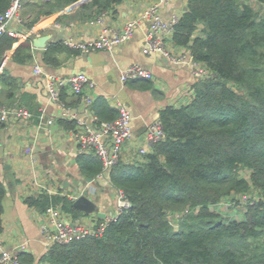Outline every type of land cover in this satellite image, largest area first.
<instances>
[{
  "label": "trees",
  "instance_id": "1",
  "mask_svg": "<svg viewBox=\"0 0 264 264\" xmlns=\"http://www.w3.org/2000/svg\"><path fill=\"white\" fill-rule=\"evenodd\" d=\"M77 1H27L22 25L31 30L42 16ZM123 1L91 0L59 19L92 20L115 11ZM251 1H188L173 41L189 49L209 75L194 84L187 104L160 112L165 137L143 160H121L110 170L111 184L131 207L112 220L102 236L55 244L40 262L264 264V9H256ZM255 1L264 6V0ZM10 4L11 0H0V16ZM18 40L9 34L0 36V63ZM79 52L62 41L52 42L42 51L43 66L59 67L65 62L63 55ZM34 59L30 36L14 51L12 61L27 65ZM21 87V80L4 68L0 107L16 102ZM67 94H62L64 101ZM20 101L18 105L28 106L38 122V104L28 93H22ZM93 109L101 120L119 117V110L104 97L95 99ZM59 123L68 129L75 126L65 119ZM77 161L86 178H97L103 171V162L92 153L79 154ZM243 171L250 176H243ZM251 193L257 194V201L244 206L242 219L224 217L213 209L225 201L242 205L240 197ZM6 194L0 180V234ZM26 202L44 213L56 205L75 220L87 216L67 195L42 193L27 197ZM171 215L180 216L178 228ZM18 256L25 264H36L31 253Z\"/></svg>",
  "mask_w": 264,
  "mask_h": 264
},
{
  "label": "crops",
  "instance_id": "2",
  "mask_svg": "<svg viewBox=\"0 0 264 264\" xmlns=\"http://www.w3.org/2000/svg\"><path fill=\"white\" fill-rule=\"evenodd\" d=\"M188 1L172 0L162 4L160 9L162 17L169 21L175 14L182 16L188 8ZM153 2L124 0L115 11L99 15L103 16L102 25L94 23L99 16L87 21L78 18L59 19L65 14H74L81 7L63 13L74 3L55 14L42 16L31 30H26L22 24L15 21L11 23V30L18 34L13 37L19 40L12 50L6 52L0 63V74L4 68H8L21 80L22 87L16 102L5 105L19 106L21 94L28 93L32 101L38 104L40 111L38 122L35 118L37 115L32 113L33 118L28 122L10 120L1 123L3 127L0 128V180L5 183L7 189L4 200V230L1 236L6 248L11 252L31 253L36 258V264H48L40 262L51 248L41 231L42 223L46 220L45 214L26 202L27 197L42 194L40 192L42 187H39L38 181L45 187L43 191L46 194L67 195L70 199L74 198V202L88 190L87 203L91 207L79 209L87 214L76 219L81 222L89 223L94 216L105 219L117 212L114 211V205L119 190L111 184L109 172L102 178H94L93 182H89L81 173L77 161V148L67 131L68 128L59 123L61 109L48 94L45 73L61 77L84 73L96 83L93 90L95 99L104 97L111 106L117 108L118 103H121L131 111L133 136L125 144L122 152V161L131 163L143 160L138 152L139 148L144 145V137L149 126L160 119V112L168 106L179 107L187 104L192 99L193 86L198 81L191 64H175L162 54L144 53L148 22H142L129 41L111 50H99L89 54L79 52L69 57L63 55L64 64L56 68L43 66L42 51L46 48H36L33 44L34 39L49 36L46 44L48 47L52 42H63L70 37L82 42L94 40L104 28H108L110 30L108 35H111L112 30L122 29L128 21L140 16ZM30 36L35 53L34 61L27 65L14 63L12 61L14 51ZM167 47L175 53L190 52L187 48L175 45L173 39L169 38ZM135 64L149 70L152 78L132 79L123 84L120 78L122 72ZM37 65L43 68L44 74L35 72ZM66 101L68 106L80 107L79 100L72 95L67 94ZM81 116L86 117L94 126L90 113L82 111ZM50 118L55 119L50 131L40 127V124H46ZM32 141L36 142V148L34 154L30 156L24 152V148ZM66 217L75 220L69 214Z\"/></svg>",
  "mask_w": 264,
  "mask_h": 264
},
{
  "label": "built area",
  "instance_id": "3",
  "mask_svg": "<svg viewBox=\"0 0 264 264\" xmlns=\"http://www.w3.org/2000/svg\"><path fill=\"white\" fill-rule=\"evenodd\" d=\"M30 0H11L9 8L0 16V36L9 34L17 36L18 34L11 30L12 22L22 24V11L25 2ZM172 0H157L146 8L140 16L134 17L128 21L122 29L112 30L111 35L108 28H104L98 38L89 41H75L72 37L67 38L63 43L81 53L89 54L99 50H111L119 44L129 41L136 28L142 22H148L149 28L144 39V53L147 55L159 53L165 56L169 61L175 64H191L194 68L198 81L209 75L208 69L201 62L196 60L191 51L175 53L167 47V39H173L176 26L180 22L181 16L175 14L169 21L165 20L160 12L161 5ZM94 23L103 24V16H99ZM59 25V24H58ZM35 72L44 74L41 66H35ZM121 81L127 84L132 79L152 78V73L139 64L131 65L121 74ZM47 91L50 98L60 106V119L73 121L74 128L67 131L74 142L77 153L94 154L103 162V171L97 178L104 177L110 172L113 166L122 160V152L125 144L132 138V114L123 104L118 103L119 117L114 121L101 120L95 113L93 105L95 96L93 90L96 83L93 79L84 73H77L70 77H61L55 74L45 73ZM197 81V82H198ZM66 91L79 100L80 107L68 106L67 101L62 99L63 92ZM82 108V110H81ZM90 113L94 126H92L86 117L81 116V112ZM33 118V114L24 106L0 107V123L10 120L28 122ZM55 119L50 118L46 124L41 125L44 130L50 131ZM165 137V127L162 119L152 123L144 137V145L139 148V154L144 158L150 153L154 146ZM36 142L32 141L24 148V152L32 156L35 152ZM38 180V177L36 178ZM35 180V182H36ZM41 193H45L43 190ZM72 200L75 201L74 198ZM243 206L254 204L257 201V194H245L240 197ZM131 207L130 202L124 198L123 192H118L117 212L112 217L99 220L94 216L89 223L79 220H70L61 206L51 205L46 210L45 222L42 223L41 231L48 245L52 247L55 244H70L91 236H102L109 223L116 219L118 215L126 208ZM0 264H25L19 258L18 254L8 250L0 234Z\"/></svg>",
  "mask_w": 264,
  "mask_h": 264
},
{
  "label": "rangeland",
  "instance_id": "4",
  "mask_svg": "<svg viewBox=\"0 0 264 264\" xmlns=\"http://www.w3.org/2000/svg\"><path fill=\"white\" fill-rule=\"evenodd\" d=\"M253 6L256 9H264V6L262 7L260 4H258L255 0L251 1ZM243 176L249 177L250 173L248 171H243L242 172ZM117 203H118V198H117V202L114 205V211H116L117 209ZM213 209L219 213H221L224 217H233L236 219H242L245 216V212L247 210V208L243 205H236V203L234 202H229V201H225L217 206H214ZM180 216H170V220L171 222L174 223V226L176 228H178V218Z\"/></svg>",
  "mask_w": 264,
  "mask_h": 264
},
{
  "label": "water",
  "instance_id": "5",
  "mask_svg": "<svg viewBox=\"0 0 264 264\" xmlns=\"http://www.w3.org/2000/svg\"><path fill=\"white\" fill-rule=\"evenodd\" d=\"M91 0H78L76 3H74L73 5H71L70 7H68L66 10H64L63 13H69L74 11L76 8L83 6L84 4L88 3ZM49 40V36L45 35V36H39L37 38L34 39L33 44L36 48H41V49H45L46 48V44L47 41ZM87 180L89 182H93L94 178H87ZM83 196L80 197L76 202H75V206L78 209H81L82 207H88L90 208L91 206L88 205L87 203V195H88V190H85L83 192ZM101 216V215H99ZM105 216V215H104Z\"/></svg>",
  "mask_w": 264,
  "mask_h": 264
}]
</instances>
